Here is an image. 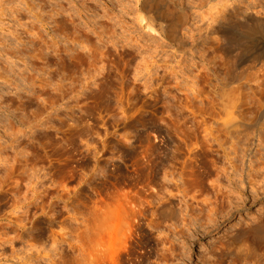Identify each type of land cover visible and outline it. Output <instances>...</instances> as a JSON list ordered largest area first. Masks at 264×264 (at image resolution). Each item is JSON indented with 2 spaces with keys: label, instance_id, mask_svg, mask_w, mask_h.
<instances>
[{
  "label": "rangeland",
  "instance_id": "rangeland-1",
  "mask_svg": "<svg viewBox=\"0 0 264 264\" xmlns=\"http://www.w3.org/2000/svg\"><path fill=\"white\" fill-rule=\"evenodd\" d=\"M177 2L0 0V264H264V0Z\"/></svg>",
  "mask_w": 264,
  "mask_h": 264
},
{
  "label": "bare ground",
  "instance_id": "bare-ground-1",
  "mask_svg": "<svg viewBox=\"0 0 264 264\" xmlns=\"http://www.w3.org/2000/svg\"><path fill=\"white\" fill-rule=\"evenodd\" d=\"M137 3H138L137 9L140 12V15L143 20L150 22L152 26L158 27V29H160L165 33V35L167 36V38H169V40L172 38H173L172 40L180 38L181 36L180 31L181 28H184L183 25L186 20V15L182 13L180 10H178L177 0H137ZM256 10L257 9L255 10L252 9L251 12H248L247 10L248 14L246 17L247 19L246 22H239V24L237 23L238 24L237 28L240 29L239 32L242 33L244 38L250 40L249 41L250 44L254 43L255 40L253 36H255V34L257 33L264 34V16L261 15L264 13V11H261L263 13L260 14V9L259 11ZM72 24L76 29H79L78 27L80 25L79 23L76 22L75 19H73ZM180 42L182 44L183 43L185 44V40L183 41L182 38H180ZM61 54L67 55L68 53L61 52ZM171 201L172 200L169 199L159 201L157 205L158 212L160 210L162 211L165 208H167L172 203ZM160 213H163V211ZM238 226L239 228L237 229L236 234L233 235V237L231 238L232 241L230 240L228 243L223 244L214 251V255L217 257V261L222 262V260L231 251L234 250L237 256L245 257V255L248 254L251 251V249L253 251V247L259 246L264 243V214L257 218H254L253 220L249 219L248 221L238 224Z\"/></svg>",
  "mask_w": 264,
  "mask_h": 264
}]
</instances>
